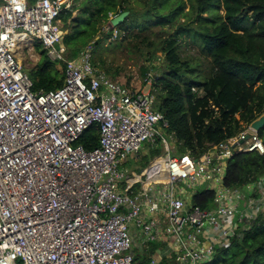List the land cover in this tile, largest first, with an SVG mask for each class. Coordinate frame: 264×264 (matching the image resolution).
<instances>
[{
  "label": "built area",
  "instance_id": "1",
  "mask_svg": "<svg viewBox=\"0 0 264 264\" xmlns=\"http://www.w3.org/2000/svg\"><path fill=\"white\" fill-rule=\"evenodd\" d=\"M73 5L0 0V264H134L135 241L166 243L175 264L210 262L264 214V175L240 186L224 182L228 160L264 154L263 139L249 123L198 156H172L177 147L154 105L152 70L135 89L93 64L95 40L67 57L57 25ZM33 40L65 64L61 88L34 91L19 59ZM93 125L98 145L87 149L79 139ZM144 141L165 151L140 176L124 166L139 158ZM162 172L166 181H151ZM203 190L213 192L206 207L194 202ZM150 258L144 264L161 263Z\"/></svg>",
  "mask_w": 264,
  "mask_h": 264
},
{
  "label": "trees",
  "instance_id": "2",
  "mask_svg": "<svg viewBox=\"0 0 264 264\" xmlns=\"http://www.w3.org/2000/svg\"><path fill=\"white\" fill-rule=\"evenodd\" d=\"M74 1L73 7L59 16L67 31L62 34L67 57H75L98 34L108 33L113 39L115 30L122 41L128 36L142 38L147 50L140 67L142 78L156 68L152 63L157 53L162 54L164 64L157 70L155 86L165 96L157 107L168 119V132L182 154L198 156L207 144L237 135L264 112V0H147L149 7L142 11L147 22L136 26L138 33L127 36L123 34L127 20L112 27L111 19L125 11L135 15L130 0ZM213 5L220 8L214 16L210 14ZM150 21L160 28L143 35L150 28L146 25ZM80 35L85 38L83 45L70 48ZM186 38L198 43L210 59V75L206 76L193 60L183 56ZM97 41L98 38L94 45ZM35 48L41 59L36 68L25 70L33 80L34 91L61 88L65 64H61L60 72L41 42H36ZM118 73L121 70L117 68L113 76ZM258 134L264 142V127ZM98 140L99 128L93 125L84 131L79 143L93 149ZM263 175L264 154L243 152L228 160L224 182L226 186H240ZM212 198L211 190H203L194 196V202L206 207ZM156 246L151 245L142 264L151 259ZM139 258L135 256V260ZM206 264H264V214L242 238L236 237L231 246L217 249Z\"/></svg>",
  "mask_w": 264,
  "mask_h": 264
},
{
  "label": "rangeland",
  "instance_id": "3",
  "mask_svg": "<svg viewBox=\"0 0 264 264\" xmlns=\"http://www.w3.org/2000/svg\"><path fill=\"white\" fill-rule=\"evenodd\" d=\"M82 1V0H78ZM75 2V1H74ZM130 6L136 11L135 15H131L130 13L125 19L127 20V24L125 28L126 31L123 32L124 35H128L132 32V34H136L139 32L138 26L140 23L144 24L147 22L145 17L142 14V11H144L145 8L149 7V3L147 0H130ZM217 11V14L220 12V8L218 9V6L213 5L210 8V14H213ZM146 25H150V28L147 31L143 32V35L149 34L151 35V31L158 30L160 28V25L155 24L153 21L148 22ZM112 27L113 26L111 24ZM135 26V27H134ZM107 27V24L106 26ZM57 29L62 34H66V29L64 25L59 21V24L57 25ZM98 38L97 43L94 45V50L92 51V62L95 66L98 68L104 70L110 79H112L115 83L122 84V85H129L130 87H133L135 89H139L142 87V84L144 82V78L141 76L140 67L144 64V56L146 53L145 44L142 42V38H136L128 36L126 40H121L116 38H110L108 33H101L98 34L95 37ZM93 41V40H92ZM38 42V40H33L31 43L34 44V49L23 46L21 49H19V54L22 56V66L24 71L25 70H32L36 68V65L38 64L39 60L41 59V53L38 52L35 48V44ZM85 42V38L80 35L76 41H72L70 44V48L74 47L76 45L82 46ZM183 48V56L186 58H190L194 61V64L198 65L201 70H203V73L208 76L210 75L211 71V61L208 57H206L201 49V47L198 45V43L193 42L191 38H186L183 41L182 44ZM157 59L156 61H153L154 68L152 72L157 75L161 65L164 64V58L161 53H157ZM53 61V60H52ZM60 62L56 63V67L60 72L63 71L62 65L63 63L59 64ZM121 70V74L114 73L116 69ZM205 75L201 76L200 79H204ZM130 79V83H127V80ZM165 94L161 91L156 92V101L154 103L155 106L159 104L160 100L164 98ZM168 139L171 144L175 142V145L177 147L176 150L173 148L171 149V155L172 156H180L183 151H181L180 146L178 145V142L173 138V136L168 133ZM165 148L162 144H160L159 147H154L151 145L148 141H144L141 144L140 147V154L139 158L137 160L129 159L128 163L124 166L127 170L133 171L135 173L140 174V176H144L145 169L147 168L150 160L155 157L156 155H164ZM167 154V152H166ZM139 178V177H137ZM123 186V184H122ZM163 246V244H161ZM133 252L136 254L139 252L140 247L136 245V243L133 242L132 246ZM142 250H146L145 247L142 248ZM146 253V251H145ZM140 256V255H139ZM140 258L138 260H135L134 264H138ZM169 264H175L174 259L169 260Z\"/></svg>",
  "mask_w": 264,
  "mask_h": 264
},
{
  "label": "crops",
  "instance_id": "4",
  "mask_svg": "<svg viewBox=\"0 0 264 264\" xmlns=\"http://www.w3.org/2000/svg\"><path fill=\"white\" fill-rule=\"evenodd\" d=\"M135 243L141 249L137 253V256L140 255V260H139L138 264H142V262H141V259H143L142 257L147 256L149 254L150 247H151L152 244H157V246H156L154 252L150 255V257L154 256V255L157 256L161 260L160 264H169L170 263L167 255H166V247L168 246L166 243H163V242H151V243H149L148 247L145 248L146 250H142V247H141L139 241H135ZM161 244H163V246H161ZM145 251H146V253H145ZM135 256H136V254H135Z\"/></svg>",
  "mask_w": 264,
  "mask_h": 264
},
{
  "label": "water",
  "instance_id": "5",
  "mask_svg": "<svg viewBox=\"0 0 264 264\" xmlns=\"http://www.w3.org/2000/svg\"><path fill=\"white\" fill-rule=\"evenodd\" d=\"M129 15V11L122 12L121 14L113 17L111 19V24L113 26H118L121 24L127 16ZM250 126L255 129L257 132H259L263 127H264V112L259 115L256 119H254L251 123Z\"/></svg>",
  "mask_w": 264,
  "mask_h": 264
},
{
  "label": "bare ground",
  "instance_id": "6",
  "mask_svg": "<svg viewBox=\"0 0 264 264\" xmlns=\"http://www.w3.org/2000/svg\"><path fill=\"white\" fill-rule=\"evenodd\" d=\"M19 57L22 61L23 58H22V56H20V54H19ZM150 179H151V181H156V180L166 181L168 179V175H167V173L162 172V173H159V174L152 176Z\"/></svg>",
  "mask_w": 264,
  "mask_h": 264
}]
</instances>
